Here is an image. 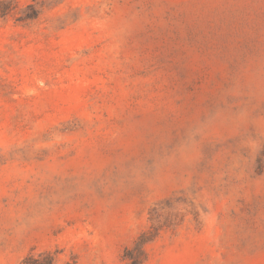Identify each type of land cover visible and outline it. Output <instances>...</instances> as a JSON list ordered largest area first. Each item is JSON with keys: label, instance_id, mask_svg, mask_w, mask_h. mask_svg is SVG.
<instances>
[{"label": "rangeland", "instance_id": "374dc122", "mask_svg": "<svg viewBox=\"0 0 264 264\" xmlns=\"http://www.w3.org/2000/svg\"><path fill=\"white\" fill-rule=\"evenodd\" d=\"M0 264H264V0H0Z\"/></svg>", "mask_w": 264, "mask_h": 264}]
</instances>
